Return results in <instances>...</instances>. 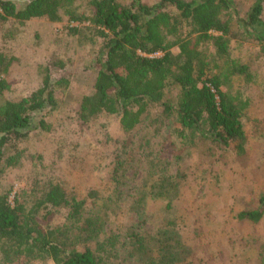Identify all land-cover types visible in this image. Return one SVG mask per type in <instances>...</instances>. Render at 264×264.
<instances>
[{
  "label": "trees",
  "instance_id": "obj_1",
  "mask_svg": "<svg viewBox=\"0 0 264 264\" xmlns=\"http://www.w3.org/2000/svg\"><path fill=\"white\" fill-rule=\"evenodd\" d=\"M263 3L255 1L247 22L264 55ZM87 6L90 15L80 13L75 0H0V30L8 25V38L16 36L15 25L31 19L57 22L68 16L79 23L69 27L71 34L100 46L93 91L81 96L78 116L85 124L99 125L108 151L97 166L103 175L101 187L83 196L57 179L48 180L31 205L17 196L12 200L10 190L0 193V264H112L127 243L137 244L140 252L145 249L137 233L125 234L120 243L106 232V225L125 200L135 218L144 219L150 192L140 189L132 194L127 179L136 161L134 134L153 106H163V113L174 115L178 135L189 143L210 141L231 148L239 158L248 153L250 134L244 118L251 101L234 84L236 80L250 84L255 75L248 64L233 57L231 45L235 39L252 37L247 30L235 31L232 0H160L152 5L141 0H87ZM13 63L14 58L0 53V97L11 88L7 74ZM64 68L61 60L48 64L41 84L29 95L0 101V166L20 165L23 153L6 157V148L27 137L34 125L50 130L45 117L58 108L71 84L59 73ZM168 87L180 90L174 107L164 103ZM109 117L117 118L123 136L114 137L101 121ZM163 178L162 185L170 182ZM167 186L159 195L169 198L170 209ZM63 209L67 224H48ZM237 217L259 222L264 217V194L257 208ZM173 225V219H165L158 264H177L186 251ZM256 249L258 264H264V242Z\"/></svg>",
  "mask_w": 264,
  "mask_h": 264
},
{
  "label": "rangeland",
  "instance_id": "obj_2",
  "mask_svg": "<svg viewBox=\"0 0 264 264\" xmlns=\"http://www.w3.org/2000/svg\"><path fill=\"white\" fill-rule=\"evenodd\" d=\"M75 1L80 13L90 15L87 0ZM120 1L132 3L133 0ZM141 1L152 5L160 0ZM232 1L236 10L235 31L247 30L252 37L235 39L231 45L233 57L248 64L255 75L250 84L240 80L234 84L235 89H240L251 101L244 118L250 134L248 153L239 158L231 148L210 141L189 143L178 135L180 126L174 115L163 113V106H153L134 134L136 161L127 179V188L132 194L140 189L150 192L144 219L139 222L130 202L125 200L110 215L106 225V232L120 243L125 234L137 233L143 237L145 249L140 252L137 244L127 243L112 264H158L163 225L169 217L186 247L177 264H258L256 247L264 242V217L255 223L240 221L237 215L257 208L264 194V55L254 36L256 31L247 22L256 0ZM262 22L264 31V11ZM77 25L79 23L63 16L57 22L31 19L23 25H15L16 36L12 38L5 36L8 25L0 30V53L14 58L7 74L11 88L0 101L29 95L41 84L43 68L54 61L64 62L65 68L59 73L67 75L71 81L58 108L45 117L50 130L34 125L27 137L6 148V157L23 153L20 165L3 163L0 166V193L10 190L12 200L17 196L31 205L50 179L66 183L69 190L81 196L89 189L101 187L103 175L97 166L104 153H108L102 145V129L98 124L83 123L78 116L81 96L93 91L95 60L100 46L71 34L69 27ZM179 91L177 87H168L164 103L174 107ZM101 121L114 137L123 136L117 118ZM163 177L175 184L162 185ZM163 186L170 192V209L167 208L169 198L159 195ZM66 217L65 209L56 211L48 224H67Z\"/></svg>",
  "mask_w": 264,
  "mask_h": 264
}]
</instances>
